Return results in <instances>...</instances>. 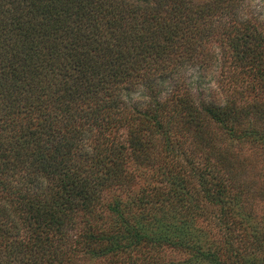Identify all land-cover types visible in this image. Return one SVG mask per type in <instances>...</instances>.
<instances>
[{"label":"trees","instance_id":"1","mask_svg":"<svg viewBox=\"0 0 264 264\" xmlns=\"http://www.w3.org/2000/svg\"><path fill=\"white\" fill-rule=\"evenodd\" d=\"M242 3L0 0V264H138L133 253L150 242L213 264H257L243 251H205L149 232L128 214L149 215L152 192L131 195L130 185L156 141L169 148L179 130L201 135L206 148L195 166L206 201L238 191L210 131L264 137V17L239 13ZM214 39L228 54L231 92L196 102L180 73L209 69ZM139 86L144 98L135 100L130 90ZM251 115L259 130L244 127ZM162 194L159 208L174 207ZM183 194L177 185L174 195Z\"/></svg>","mask_w":264,"mask_h":264},{"label":"rangeland","instance_id":"2","mask_svg":"<svg viewBox=\"0 0 264 264\" xmlns=\"http://www.w3.org/2000/svg\"><path fill=\"white\" fill-rule=\"evenodd\" d=\"M193 1L203 3L207 0ZM242 4L239 13L264 17V0H243ZM210 43L208 53L213 56L211 67L204 69L201 66H191L183 68L180 73L186 82L192 84L191 92L196 102L201 95L223 100L231 92V88H228L229 78H225L230 71L225 45L220 39H214ZM141 92L140 86L130 90L135 100L144 98ZM249 96L250 99L254 98L252 94ZM242 103L247 104L246 101ZM253 115L244 127L252 130L254 126L259 130L262 122L258 120L254 125ZM210 132L211 142L217 146V154L226 155L235 167L234 170L223 173L236 182L238 180V191L231 189L226 192L217 204L206 201L202 193L201 174L195 167L199 166L201 169L206 148L201 145V135L194 141L190 133L179 130L176 140L168 144L169 148H166L167 145L162 140L156 141L147 161L149 165L145 166L143 174L135 177L130 185L131 195L139 193L143 188L152 192L154 204L153 208L147 210L149 215L146 216V212L143 213L140 208H131L128 214L149 232L163 233L169 238L205 251H243L255 263H264V137L239 141L218 128L213 127ZM256 136L258 137L257 134ZM172 179L176 181L172 183ZM177 185L184 191L179 199L174 195ZM162 192L170 193L176 202L174 207L166 205L164 209L159 208L160 201H156V198L162 199ZM168 219L172 222L169 225ZM155 220L158 221V226L152 225ZM246 236L249 240L244 243ZM132 256L138 264H213L193 250L151 242L141 245ZM105 263L107 258L104 257L87 258L84 262Z\"/></svg>","mask_w":264,"mask_h":264}]
</instances>
